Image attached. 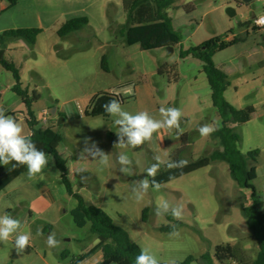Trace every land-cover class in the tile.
<instances>
[{"label":"rangeland","instance_id":"374dc122","mask_svg":"<svg viewBox=\"0 0 264 264\" xmlns=\"http://www.w3.org/2000/svg\"><path fill=\"white\" fill-rule=\"evenodd\" d=\"M186 6H191L190 14L185 12ZM227 9L235 16L228 17ZM263 14L264 2L257 0L248 4L243 0H179L176 8L168 11L173 32L181 39L172 48L151 47L140 35L123 36L126 17L121 0H18L13 9L0 16V36L12 31L40 33L34 47L22 41L8 44L7 57L20 70L21 89L29 99L33 93L39 97L31 111L40 127L52 128L63 138L58 154L67 164L73 193L85 206L105 213L131 243L155 256L158 264H181L189 257L211 256L215 247L233 246L235 233H248L239 206L249 202L250 193H238L226 164L209 161L218 148L215 131L205 138L198 129L208 124L219 130L220 122L211 105L202 64L191 58L180 60L181 51L213 39L225 45L239 41L215 53L213 63L230 78L225 101L236 111H256L255 120L238 128V133L241 154L258 153L257 178L252 186L258 210L264 214V29L254 32L247 26L253 15ZM76 19H85L87 27L59 38L58 26ZM161 67L167 69L163 77L158 76ZM13 85L11 75L0 67V106L6 109L5 116H15L27 137L26 111L10 91ZM100 95L121 98L125 102L123 111L131 115L146 111L162 124L167 116L161 109L166 112L177 108L181 112L179 128L165 125L153 133L151 141L137 148L116 146L121 137L117 135L120 126L114 120L119 116H84L92 99ZM54 110L57 116L51 119L49 113ZM44 115L47 124L42 126ZM122 138L127 144L128 137ZM85 140L89 141L87 145ZM85 148L91 153L97 149L106 153L108 166L99 164L98 156L97 161L89 153L83 157ZM122 153L129 163L121 165L118 157ZM181 160H187V166H182ZM153 165L158 166L154 177L148 175ZM145 180L147 190L142 186ZM45 184L56 200L58 212L53 208L44 216H33L28 212L29 203ZM155 184L160 185L159 189ZM0 201L4 214L18 219L20 233H30L31 241L29 254H18L12 243H0V264H45L44 256L56 263L52 253L58 250L68 254L58 264H68L80 258L81 248L59 239L94 237L89 227L78 230L73 226L70 213L76 202L67 195L51 157L42 176L30 180L26 172L5 189ZM174 211L180 213L179 218ZM166 228L172 232H162ZM50 233L60 241L56 248L47 245ZM241 237L246 236L237 239ZM247 252L252 254L250 249ZM82 264H95V260Z\"/></svg>","mask_w":264,"mask_h":264},{"label":"trees","instance_id":"16d2710c","mask_svg":"<svg viewBox=\"0 0 264 264\" xmlns=\"http://www.w3.org/2000/svg\"><path fill=\"white\" fill-rule=\"evenodd\" d=\"M18 0H0V16L13 9ZM179 0H121L122 12L126 17V24L122 27L121 34L124 36L140 35L145 38L151 47L165 45L169 48L178 46L181 39L173 32L168 11L175 9ZM187 14L193 10L191 6L184 7ZM85 19H76L58 26L57 35L64 39L78 33L87 27ZM240 28V27H239ZM254 32L258 30H253ZM38 31H12L0 36V67L10 74L13 80L11 92L17 96L26 111L25 125L29 130V137L38 150L45 152L52 158L54 166L60 174V180L67 195L76 202V207L70 216L76 229L83 230L89 227L91 236L97 238V246L91 254L82 256L78 260L73 259L68 264H82L90 256L99 253L102 261L99 264H135V258L140 254V249L131 243L129 236L121 229L115 227L109 217L101 210L85 206L83 200L75 195L68 181L66 162L59 156L58 148L63 143V138L54 129L40 127L31 106L39 100L36 93L29 99L28 93L21 89V72L8 59L7 45L15 42H25L29 47H34L39 36ZM232 35V32L229 33ZM248 34L245 35L247 37ZM245 39L240 40L243 42ZM239 41L233 40L228 45L219 39L210 40L199 47L181 51L180 60L191 58L202 64V73L205 75L211 93V105L220 122V129L214 132V139L218 142V148L210 156L211 163H224L229 168L230 178L237 187L238 193H250L249 202L239 206L240 214L246 223L248 235L237 240L235 245H221L214 249L210 256L205 254L199 258L189 257L181 264H264V214L258 210L256 204V192L252 183L256 180V160L258 153L242 155L240 152L241 137L238 128L255 120L256 111L247 108L242 111L234 110L224 99L229 88L228 74L225 70L217 68L213 63L215 53H221L236 46ZM105 58L102 59V68L105 69ZM173 71V70H172ZM167 69L161 67L158 76L163 77ZM176 81V80H174ZM116 100L122 106L125 102L121 98L100 95L94 97L86 110L85 118L108 119L110 115L102 107ZM8 116V115H7ZM9 116L14 115L9 114ZM43 117L41 123L43 124ZM16 119V118H15ZM15 165V161L7 166L0 165V194L10 184L27 172V166ZM177 167H181L179 163ZM147 210L144 211L146 214ZM162 232L171 233L168 228ZM252 254H248V250ZM26 248L24 253L29 254ZM68 258L63 253L60 261Z\"/></svg>","mask_w":264,"mask_h":264},{"label":"clouds","instance_id":"9594fccd","mask_svg":"<svg viewBox=\"0 0 264 264\" xmlns=\"http://www.w3.org/2000/svg\"><path fill=\"white\" fill-rule=\"evenodd\" d=\"M258 24H264V18L257 20ZM104 110L110 116H119V119L114 120L115 125H119L120 128L117 131V135L121 137L119 144L116 146L127 148H137L144 145L146 142L151 141L153 133H158L165 125L168 128L176 127L179 128V118L181 112L177 108H169L166 110L161 109L162 113L167 116L166 121L162 124L158 121L151 119L146 111H141L136 115H131L121 109L120 103L113 100L110 104H104L102 106ZM6 109L0 106V165L7 166L15 161V168L17 165L27 166V174L30 180H35L38 176L43 175V170L47 167L49 162V156L38 150L35 144L32 142L30 137H26L22 133L24 132L23 126L13 117L5 116ZM202 137H209L216 128L212 125L205 124L199 129ZM123 135L128 137L127 144L123 141ZM86 145L89 143L88 140L84 142ZM84 153H89L93 160L98 163L108 166L109 157L106 153L101 152L97 149L96 153H91L88 148L84 149ZM121 165L129 163L128 156L121 154L119 157ZM182 166H187V160H181ZM174 167V165H169ZM158 170L157 165H153L148 169L149 176H155ZM121 171H125L123 168ZM155 183V182H154ZM142 186L145 190L148 188V181L142 182ZM155 187L159 189L160 185L155 184ZM163 207H168L167 203H163ZM173 215L179 218L180 213L175 212ZM21 222L18 219H14L10 214L5 213L0 215V243H5L13 239L14 237V248L18 254L25 252L26 248L31 246L30 233H20ZM39 234H42V229H38ZM60 244V241L56 239L55 233H50L47 237V245L49 248H56ZM135 264H158L155 256L149 255L144 248H141L140 254L135 258Z\"/></svg>","mask_w":264,"mask_h":264},{"label":"crops","instance_id":"0c3cea01","mask_svg":"<svg viewBox=\"0 0 264 264\" xmlns=\"http://www.w3.org/2000/svg\"><path fill=\"white\" fill-rule=\"evenodd\" d=\"M255 17H257V16L253 15L252 19H254ZM229 79H228V82H229ZM27 137H29V136H27ZM2 194L3 193H1L0 195H2ZM5 198H8V197L5 195ZM1 202L2 201H0V215H3L5 210L2 207V203ZM53 208H55L54 210H55V212L57 214L59 207H58V205L56 203V200H55L52 192L50 191V189L48 188V186L46 184L42 185L37 190L36 197L32 198V201L29 203V206H28V210L29 211L28 212L30 214H32L33 216H39L40 217V216H44L48 211H50ZM27 225H28V223L24 224L25 227ZM73 226H74V224H73ZM69 228H70V225H69ZM247 235H248V233H246L245 231H243L241 233L240 232L239 233H235L233 235V239H232L233 245L236 244V242L238 240L237 239L238 237L247 236ZM59 240L61 242L66 241V242H69V243H73V244L79 245L80 248H81V250H80L81 255L79 257L91 254L92 251L96 248V246L98 244L96 237H87V239L85 240V239H82V238H78L77 236H71V237L68 236L67 239H59ZM8 243L14 244V238L12 240L8 241ZM63 253H67V252L58 250V251H55L54 253H52L53 260L55 259L54 261H57L56 263L47 261L45 259V256L43 257L44 260L42 258V261L45 264H58V260H60V257H61V255ZM92 260H95V264H99L102 261L101 255L99 253H96V254L90 256L86 261H92Z\"/></svg>","mask_w":264,"mask_h":264},{"label":"built area","instance_id":"2783aa9c","mask_svg":"<svg viewBox=\"0 0 264 264\" xmlns=\"http://www.w3.org/2000/svg\"><path fill=\"white\" fill-rule=\"evenodd\" d=\"M257 2L262 3V2H264V0H257ZM261 18H264V14L260 15V16H257L254 19H252V21L250 23H248L247 26L252 28V30H263L264 29V24H258L257 23V20L261 19ZM43 117H45L44 120H43L44 121L43 124H45L46 123V116L44 115Z\"/></svg>","mask_w":264,"mask_h":264},{"label":"water","instance_id":"95a60500","mask_svg":"<svg viewBox=\"0 0 264 264\" xmlns=\"http://www.w3.org/2000/svg\"><path fill=\"white\" fill-rule=\"evenodd\" d=\"M251 2H253V0H243V3H244V4H248V3H251ZM226 15H227L228 17L232 18V17L235 16V13H234L233 10H231V9H227V11H226ZM169 53L172 54V51L170 50ZM49 116H50L51 119L55 118V117L57 116V111L54 110V111L50 112V113H49ZM61 123H62V120H59V124H61Z\"/></svg>","mask_w":264,"mask_h":264}]
</instances>
